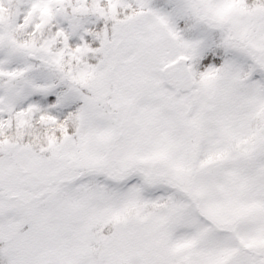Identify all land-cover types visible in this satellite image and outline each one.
<instances>
[{"label":"snow or ice","instance_id":"6c2138e0","mask_svg":"<svg viewBox=\"0 0 264 264\" xmlns=\"http://www.w3.org/2000/svg\"><path fill=\"white\" fill-rule=\"evenodd\" d=\"M0 264H264V0H0Z\"/></svg>","mask_w":264,"mask_h":264}]
</instances>
